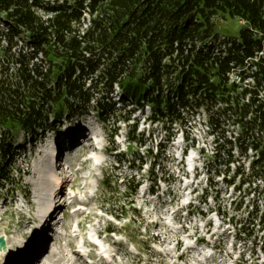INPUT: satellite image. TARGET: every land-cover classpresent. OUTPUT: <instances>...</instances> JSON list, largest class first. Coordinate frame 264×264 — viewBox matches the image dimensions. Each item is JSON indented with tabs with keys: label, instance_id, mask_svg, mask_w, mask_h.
I'll return each instance as SVG.
<instances>
[{
	"label": "trees",
	"instance_id": "obj_1",
	"mask_svg": "<svg viewBox=\"0 0 264 264\" xmlns=\"http://www.w3.org/2000/svg\"><path fill=\"white\" fill-rule=\"evenodd\" d=\"M226 16L245 24L237 38L217 31ZM234 71L237 84L228 79ZM115 89L124 107L150 112V136L165 135L159 151L173 125L185 130L187 112H206L212 176L250 200L241 219L232 201L231 217L217 215L248 240L258 218L264 256V0H0V188L19 190L10 178L26 174L13 168L20 133L35 139L92 111L109 125ZM117 117L111 127L129 121ZM221 121L232 138L215 133ZM137 126L128 125V143L142 142ZM129 181L132 199L138 184Z\"/></svg>",
	"mask_w": 264,
	"mask_h": 264
},
{
	"label": "rangeland",
	"instance_id": "obj_2",
	"mask_svg": "<svg viewBox=\"0 0 264 264\" xmlns=\"http://www.w3.org/2000/svg\"><path fill=\"white\" fill-rule=\"evenodd\" d=\"M41 14L43 13H39ZM216 24L220 36L225 38H237L245 27L239 20L228 16L223 20H216ZM118 94L120 93L115 89L114 97ZM120 108L121 105H115V114L110 118L109 125H103L98 116L91 113L64 120L57 127L59 130L47 131L35 139L30 140L21 134L16 138L15 147L18 148L20 157L15 159L13 168H20L26 174L20 177L19 182L12 172L14 177L10 178L11 182L19 190L10 191L7 186L0 188V237L6 235L10 242L14 241L19 245L28 244L33 239L30 238L31 231L36 226L30 222L34 220L33 208L42 201L40 212L44 213V199L52 200L54 196L52 191L41 200L35 199L34 189L40 184L38 172L42 170L45 176L50 173L52 154L56 155L60 149V136L75 127L88 130L87 133L92 136L99 135L100 148L97 149V154L93 153L95 165H75V169L92 170L96 194L85 196L82 201L87 205L81 207L77 204L72 212L63 217L58 227L54 228L55 232L63 233L65 237L57 238L54 235L51 240L47 237L48 249L44 255L42 251L40 264H264V256L260 251L263 245L258 218L253 222V234L247 236L250 239L242 236L238 239L236 230L227 225V221H220L216 215L208 214L209 211L206 210L213 205L202 198L206 177L216 167L210 163L211 156L215 154V144L213 135L207 130L206 112L198 110L194 118H189L190 112L185 113L189 119L185 130H181L178 124L173 125L174 136L171 143L167 149L159 151L156 145L165 142V135L157 128L150 136L152 128L147 122H143L138 109L134 108L135 112L130 113L129 120H138L135 135L142 142L128 143L126 140L131 122H119L111 127L112 122L118 119L117 116L121 114V117H127L124 111L132 109ZM223 130L227 129L221 121L220 128L215 130L218 137ZM227 131L229 133H225L226 138H232V132L235 131H232V127ZM110 135L113 136L111 141L107 139ZM218 144L217 152H223L224 143L219 139ZM185 147L187 150L183 155ZM102 148L113 153L104 154ZM118 154L124 161L120 165L115 158ZM151 165H154L152 173ZM139 166L141 169L138 173L130 169ZM208 168L210 171L206 175ZM107 175L109 188L102 192L100 181ZM131 176L134 182L140 183L132 199L128 197L125 187ZM211 178V183H214V178ZM64 184L66 188L72 189L73 194L82 192L79 184ZM89 189H94L91 182ZM207 190L211 197H217L215 209L225 212V217L232 216L231 210L225 207L231 201L234 202L232 206L236 209L237 219L246 216L250 202L248 197L243 199L242 194L234 196L231 191L225 192L220 182L215 189ZM21 192L28 196L24 197ZM65 198L64 196L63 199ZM80 198L82 199L81 196ZM58 201L61 202V199ZM200 210L203 213L206 211L204 219L201 218ZM77 222L79 224L76 226ZM106 227L115 231L114 235L105 234ZM253 239L259 253L256 255L251 254ZM12 245L8 243L10 253ZM95 254L103 261H97Z\"/></svg>",
	"mask_w": 264,
	"mask_h": 264
},
{
	"label": "bare ground",
	"instance_id": "obj_3",
	"mask_svg": "<svg viewBox=\"0 0 264 264\" xmlns=\"http://www.w3.org/2000/svg\"><path fill=\"white\" fill-rule=\"evenodd\" d=\"M56 146L58 147V145H56ZM63 151H64V148H62V152ZM67 153L68 152H66V153L63 152V155H65ZM54 156H55V154H52V161L54 160ZM55 161L57 162L58 161V158ZM51 164H52L51 165V169H56L57 168V170H59L60 167H62V165H63V164H61V162H59V164H57V165L54 162L51 163ZM56 174H58V173H56ZM38 178L40 179V184H39V186H35L34 195H35V199L36 200H38V199L41 200L42 198L50 195L52 193V191L54 192V190H55V188H54L55 184H54L53 179L50 177V173L47 176H45V173L42 170H39V172H38ZM53 178H55V177H53ZM56 182L58 183L59 181H56ZM48 200L50 201V203L47 202V204L45 205V207H43V210L45 211V214L47 212L51 211L52 208H53L52 206H54L52 200L51 199H48ZM42 206L43 205H42V201H41V204H38L33 209H37L36 210L37 213H40L39 211H40V209H42ZM32 221L33 220H31L30 222H32ZM41 227L43 228L44 226L41 225ZM32 232H34V230H32ZM32 232H31V234H32ZM35 232H36V234L38 232H40V228L37 231L35 230ZM42 232H44V230ZM42 232H40V234H39V236H41V237L44 236V233H42ZM36 234H35V236H36ZM37 241L38 240L36 239L32 243L33 244H35V243L37 244ZM46 242H47V244L44 247L43 255L46 253V251L48 249L49 240L46 241ZM8 243L9 244L11 243V245L13 244L12 247H11L12 253H10V247L8 246ZM41 244H44V243L42 242ZM6 246H7V251L5 252V254H0V264H8V263L9 264H12L14 261H16L18 259V255L21 254L23 251L26 250L27 244L26 243L25 244L23 243V244L19 245L17 242H14V241L12 243V241L10 242V240H8V238L6 236ZM27 252H28V249L25 251L24 256L20 260V262L22 264H30V260L34 257V255H30L29 257L26 258ZM41 261L42 260L40 258L38 264H40Z\"/></svg>",
	"mask_w": 264,
	"mask_h": 264
},
{
	"label": "water",
	"instance_id": "obj_4",
	"mask_svg": "<svg viewBox=\"0 0 264 264\" xmlns=\"http://www.w3.org/2000/svg\"><path fill=\"white\" fill-rule=\"evenodd\" d=\"M7 251L6 238L4 235L0 237V254H5Z\"/></svg>",
	"mask_w": 264,
	"mask_h": 264
},
{
	"label": "built area",
	"instance_id": "obj_5",
	"mask_svg": "<svg viewBox=\"0 0 264 264\" xmlns=\"http://www.w3.org/2000/svg\"><path fill=\"white\" fill-rule=\"evenodd\" d=\"M236 78V77H235Z\"/></svg>",
	"mask_w": 264,
	"mask_h": 264
}]
</instances>
